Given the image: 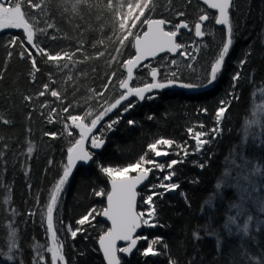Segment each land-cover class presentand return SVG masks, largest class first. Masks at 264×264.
<instances>
[{"label":"trees","instance_id":"obj_1","mask_svg":"<svg viewBox=\"0 0 264 264\" xmlns=\"http://www.w3.org/2000/svg\"><path fill=\"white\" fill-rule=\"evenodd\" d=\"M15 2L9 0V5ZM21 2L25 5L26 18L35 33L34 42L52 55L74 53L75 64L61 61L58 67L56 62H49L46 56L37 55L36 49L27 43L22 29L0 30V257L12 254L15 264H34L35 246H40V252L45 256L44 264H51V254L47 252L51 240L47 233L45 206L61 174V162H66L67 148L79 137L78 131L71 126V137L65 131L64 125H70L67 116L83 115L89 110L97 114L106 106V101L110 103L118 98L122 91L118 88L119 80L126 77L125 68L121 65L134 54L133 40L144 29V18L150 16L170 20L172 24L169 29L173 30L181 19L193 29L199 15L207 12L211 17L202 26L205 37H195L192 30L191 33L183 32L178 40L184 45L182 51L195 55L196 61H189L180 55L174 58L162 56L146 63L150 65L149 68L142 65L135 71L134 80L131 81L133 87L151 82V67L158 69V79L170 72H178L183 82H197L198 75L210 71V63L218 54L226 33L224 36L225 31L215 26V15L197 0H153L152 8L146 10L145 17L133 29V36L121 46L119 39L123 34L118 31L112 11L106 7L107 0H81L80 3L76 0H32L33 3H41V9H32L26 0ZM233 3L230 18L234 24V42L217 82L207 89L167 88L155 93L156 99L136 104L122 116L115 131L105 137L106 146L94 156L93 163L74 169L59 206L54 210V224L57 237L63 243L65 264H104L97 240L108 229L99 219L108 192V177L100 171V166L126 167L145 154L147 159L164 164L183 157V152L175 146L168 156L155 157L148 152L147 145L161 137L173 139L178 144L187 142L189 152H193L195 141L189 137L187 128L201 122L205 127H195L196 131H207L214 127L215 110L221 99H231L222 125V137L217 138L211 146H206L204 154L188 155L186 161L174 166L173 170L165 168L163 172L153 170L150 173V181L139 192L138 212L145 213L144 217L148 218L149 207L144 203V192L151 185H159L169 171H175L171 181L163 182L178 183L179 188L166 192L163 198L154 197L157 216L153 222L164 226L143 225L139 237L147 239H140L138 250L130 258L122 259V264H169L170 258L177 264H190V261L191 264H252L249 255L264 256V226L257 233L253 224L249 240L244 239L242 234L236 235L235 231L229 236L223 229L226 216L235 215V210L229 213L228 206L240 204L243 190L247 187L237 186L236 176L241 169L235 168L232 161L242 165L240 157H247L253 166L257 161L264 164V118L261 117L263 113L254 112L258 102L264 103V0H233ZM180 11L185 15L177 17L176 13ZM49 23L53 24V28L47 27ZM12 37L17 38L14 46H10ZM24 48L31 51L37 61L39 71L34 73V79L31 58L27 54L24 58L19 55ZM117 48L122 51L118 53ZM9 52H12L10 57ZM101 52L103 56L99 55ZM113 56L116 60L112 59ZM172 59L177 61L176 65L171 64ZM241 59L247 61L242 69L238 64ZM63 63H69V68L63 69ZM189 63L193 65L192 69L187 67ZM237 71L241 72L242 78L236 87L239 98L234 99L227 93L231 90V77ZM113 72L117 75L105 91L104 85L109 83L107 77ZM45 83L61 92L63 104L51 97L50 92L43 97L38 95ZM100 92L105 93L103 98L97 97L96 94ZM26 95L32 99L25 101ZM45 103L48 107L42 108L41 105ZM70 104L74 107L68 113H62V109ZM126 106L127 102H124L102 124L120 117L122 107ZM52 108H56L57 112L52 114L54 122L49 123L48 113ZM201 108H207L208 112H201ZM253 114H256V119L252 118ZM149 115L154 118L148 119ZM4 120L10 123L5 124ZM128 120L136 123L130 126ZM246 124L250 125L247 129ZM46 132H55L57 136H45ZM29 147L33 148L31 156L27 152ZM208 153H214L211 159ZM50 159L53 161L51 166ZM194 161H207V166L201 169L198 164L194 165ZM225 171L231 172V179L220 190L219 197L202 213L205 200L215 193V185L225 180ZM197 178L199 182L193 183ZM101 190L104 195H94L95 191ZM155 191L164 190L156 188ZM251 196L253 201L264 196V188L257 185ZM244 206L249 208L251 214L264 219L254 202H245ZM92 209L96 210L93 212L95 219L83 226L77 225L76 221ZM29 212L35 214L29 216ZM69 226L73 230L83 227L84 231L72 238L68 232ZM206 226L219 234V250L217 238L203 231ZM198 227L203 238L194 241L193 232ZM13 231L16 232L18 250L9 253L12 243L10 234ZM156 237L163 238V243L155 246L161 254L143 256L141 253L148 242ZM0 264L12 262L0 259Z\"/></svg>","mask_w":264,"mask_h":264},{"label":"snow or ice","instance_id":"obj_2","mask_svg":"<svg viewBox=\"0 0 264 264\" xmlns=\"http://www.w3.org/2000/svg\"><path fill=\"white\" fill-rule=\"evenodd\" d=\"M27 4L31 6L32 9H41V3H33L32 0H26ZM77 3H80L81 0H76ZM204 5H207L209 9L215 10L214 22L215 25L224 26L226 29V38L222 40V45L219 47L218 54L210 63V71L204 72V74L197 76V82L185 83L180 78L178 72H170L166 77L158 79V69L156 67H151L150 77L151 82H144L141 86L133 87L130 85V82L134 80V70L141 66L142 62L147 58H155L160 53H177L179 49H183L184 45L176 42V38L179 36L181 29H186L191 31L190 25L187 21L181 19L179 23L174 25V30H166V25H171L172 22L167 19H153L150 16L145 17L146 10L152 8L153 0H135L133 3L132 0H107L106 7L111 10L115 23L118 24L119 33L123 34L122 38L119 39V44L121 46L129 40V37L133 36V29L138 27V22H141L143 25H147V30L143 32V35L136 34L133 42V47L136 50V54L129 59H125L121 67L126 69L127 78L120 79L118 88L122 90L118 95V98L114 99V102H105L106 106L103 107L97 114H94L92 110L86 111L83 115H68L67 120L69 124L64 125V129L67 134L71 137L73 135L72 131L69 130L70 126L74 129L79 130V137L74 139V143L67 148V157L66 162H61V174L59 178L55 181L51 191L49 200L46 204V211L44 216L46 218L47 224V233L51 240L50 246L47 247V252L51 254V264H65V255L63 253V243L57 237V230L54 224V210L58 208L60 199L64 192L65 186L70 180V177L77 167L78 162H83L87 164L94 159V153L89 151L85 147V141H90L91 149L100 150L106 144V136L115 131L116 126L118 125L120 119L125 113H128L133 109L136 104L143 102L145 100L156 99L157 96L155 93L171 88V87H181L189 90L197 89H207L212 87L220 75L222 74L223 67L225 65L226 57L230 52V48L234 42V24L230 18V9L234 7L233 0H202ZM9 0H0V30L2 29H23L26 34L27 43L32 46L33 49H36L37 55L46 56L49 62H56L57 66L60 67L61 61L72 62L73 65V56L69 52L57 53L55 55L49 54V52L40 47L34 42V31L32 25L29 23L26 18V13L24 11V4L21 0H16L14 5H9ZM126 7V11H125ZM177 17H182L185 15L183 11L176 13ZM211 19L210 15L205 12L204 14L199 15L198 20L195 22V37L203 38L206 33L202 30V26L205 22ZM129 24L131 27H129ZM49 29L53 28V24L49 23L47 25ZM43 31V30H41ZM55 37H53L54 39ZM103 41H101L102 43ZM17 43V38L12 37L10 41V46H14ZM23 42H21L22 44ZM80 51V48L77 49V52ZM116 51L119 53L122 51L121 48H117ZM25 54L31 58V65L33 69V79L35 78L34 73L39 71L37 67V61L32 52L27 48H24L20 52V57L24 58ZM9 57L12 55V52L8 53ZM100 56H103L104 53H99ZM179 55L184 57L189 61H196L197 57L188 53L186 51H179ZM87 59V57H85ZM113 60H116V57H112ZM247 63L246 59L239 60V67L242 69L243 66ZM172 65H176L177 61L175 59L171 60ZM144 68H149L150 65L144 64ZM189 69L193 68V65L189 63L187 65ZM63 69L69 68V63H63ZM195 71V70H194ZM117 75L116 72H113L110 76L107 77L108 84L104 85L105 91L108 90L109 85L112 84L113 78ZM242 75L240 71H237L232 75L231 80V90L227 95L231 98L238 99V94L236 92V87L239 81L241 80ZM0 79H2V74H0ZM71 79V77H69ZM55 83V81H52ZM51 97L56 98L61 104L64 103L61 98V92L57 91L55 88H50L48 83L43 85V90L38 93L39 96L43 97L46 93H49ZM98 98H103L105 95L104 92L96 94ZM135 97V100H130V98ZM90 99L92 97H89ZM31 96H24L25 101H30ZM124 102H127L126 107H122L121 116L116 119L110 120L107 124H102L104 119L109 116L110 113H113L114 110H117L118 107L122 106ZM231 106V99H221L219 101V106L215 110V126L209 128L207 131H196L195 127L203 129L205 126L201 122L197 126L188 127L187 133L189 137L195 141V147L193 152H189L187 142L184 144H178L173 139L159 138L155 142L149 143L147 145L148 152L154 154L155 157L168 156L170 155V149L175 146L178 150L183 152V157L180 159H172L167 164L157 162L155 159H147L146 155H141L139 160L136 163H130L126 167H105L100 166V171L103 174H106L111 183V191L107 192V207L102 211V215L107 217L111 221V227L107 229L99 237L100 248L103 251L104 259L107 261V264H121L120 257L117 253H126L131 254L133 249L136 247L137 241L140 239H147L146 237H133V233L136 232L138 228L142 225L149 227H157L164 225H158L154 223L153 220L157 216V206L154 201V197L163 198L166 192L174 191L179 188L178 183H164L163 181H171L173 176L176 174L175 171H169L164 177L163 181L159 185H151L150 190L151 194L147 195L144 203L149 205L147 209V219L144 218L145 213H138L135 210L136 207V197L138 195L137 186L141 185L150 175L153 170H160L163 172L165 168L173 170L174 166L179 163H184L186 158L190 154H204L206 146H211L217 138L222 137L223 121L227 116L228 109ZM42 108L48 107V104L45 103L41 105ZM74 105H69L62 109V113H68L70 108ZM201 112L207 113V108H201ZM57 109L52 108L51 112L48 113V122L53 123L54 117L53 113H56ZM31 113H29V118ZM152 115H149L148 119H153ZM90 119V123L86 122ZM5 124L10 123L8 120L3 121ZM136 122L133 120H128V125L132 126ZM99 126V128H98ZM250 125L246 124L245 128L247 129ZM94 129H97L99 134L93 132ZM230 131V130H229ZM45 136L56 137L57 133L55 132H46ZM247 136V131L245 133ZM29 156L33 154V148L29 147L27 149ZM179 155V152L176 153ZM214 153H208L209 159H211ZM243 160V164H237L235 160L232 161V164L235 168L241 169L240 173L236 176L238 181L237 186L247 185L243 190L244 195L241 198L240 204H230L228 206V211L231 213L232 210H235V215L228 214L223 223V229L228 233L229 236L233 235L234 231L236 235H243V238L246 240L251 239V234L253 232V224H255V232L259 233L261 231V226H264V219H260L259 216L251 214L249 208L245 207V202L255 203L259 209V213L264 215V196L256 198L255 201L252 200L251 192L257 186L260 185L264 188V164H261L259 161L253 166L251 161L247 157H240ZM194 165H197L203 169L207 166V161L204 163H199L198 161L193 162ZM225 163H228L226 159ZM53 164V161L49 160V166ZM150 167H148V166ZM130 172H137L135 176H130ZM231 172L225 171L224 177L225 180L218 182L215 185V193L209 199L205 200L204 206H202V213L205 207L211 206L213 201H215L219 195L220 190L227 186V182L231 179ZM193 183H198V178ZM31 187V185H29ZM156 188H162L163 192L155 191ZM104 191H95V196L104 195ZM183 195V193H182ZM186 202L187 198L185 197ZM95 209H92L87 215L82 216L76 221L77 225L83 226L86 223H90L91 220L95 219L93 212ZM15 212V209H13ZM35 213L29 212L28 215L32 216ZM84 231L83 227H77L73 230L71 226L68 227V232L72 238H76L79 232ZM203 231L210 237L217 238V248L219 250L221 241L219 239V234L215 231H211L209 226H206ZM201 229L198 227L193 232L194 241H199L203 237L200 235ZM12 243L9 246V253H12L13 250L17 249L16 244V232L13 231L11 234ZM127 241L128 244L126 247L117 248V241ZM163 238L156 237L153 240L148 242V246L141 253L143 256H155L160 255L155 248L156 245L162 244ZM164 247L167 248V245L164 244ZM36 256L34 257V264H44L45 256L40 252V246H35ZM83 255V254H82ZM249 260L252 261V264H264V256L256 257L249 255ZM0 259H6L8 262L15 264L14 255L9 254L6 257H0ZM194 259V258H193ZM169 264H177L174 259L169 260ZM191 264V261H190Z\"/></svg>","mask_w":264,"mask_h":264},{"label":"water","instance_id":"obj_3","mask_svg":"<svg viewBox=\"0 0 264 264\" xmlns=\"http://www.w3.org/2000/svg\"><path fill=\"white\" fill-rule=\"evenodd\" d=\"M197 1H199V2H201L202 3V0H197ZM203 4V3H202ZM207 6V5H206ZM208 8V7H207ZM209 9V8H208ZM210 11H212V12H214L215 13V10H212V9H209ZM216 14V13H215ZM153 19H163V18H153ZM180 22V21H179ZM178 22V23H179ZM217 27H221V26H218V25H216ZM166 27V30H168L169 29V27H170V25H166L165 26ZM147 30V25H145V27H144V29H143V31L139 34V35H143V32L144 31H146ZM182 32H187V33H190L191 31H189V30H186V29H181V31H180V34H179V36L176 38V42L177 43H179L178 42V39L180 38V36H181V33ZM133 42H134V40H133ZM133 49H134V54H133V56L136 54V50H135V48L133 47ZM179 51H182V49H179L178 51H177V53H175V54H173V53H160V54H158V56L157 57H155V58H147L145 61H143L142 62V64H141V66L142 65H144L145 63H147V62H150V61H153V60H155V59H158V58H160L161 56H165V55H168V56H170V57H176V56H178L179 55ZM140 67V66H139ZM137 69H135L134 70V72L136 71ZM125 72H126V69H125ZM125 78H127V72H126V77ZM130 85H131V83H130ZM136 98L135 97H132V98H130V100H135ZM98 128H99V126H98ZM77 131H78V134H79V130L78 129H76ZM97 129H94L93 130V132L95 133V134H97ZM105 146H106V144H105ZM104 146V147H105ZM85 147L89 150V151H92L93 153H94V156L96 155V154H98L99 152H101L103 149H104V147L102 148V149H100V150H94V149H91V146H90V141L89 140H86L85 141ZM66 157H67V155H66ZM93 161H94V159H93ZM93 161H91V162H89V163H87V164H84L83 162H78V165H77V167L78 166H81V165H83V166H89V165H91L92 163H93ZM76 167V168H77ZM138 173L137 172H134L132 175H130V176H135V175H137ZM150 179H151V175H149V177L141 184V185H138L137 186V192H138V195H137V197H136V207H135V210L138 212V202H139V192L141 191V189L143 188V187H145L146 186V184L150 181ZM107 185H108V192L109 191H111V183H110V180L109 179H107ZM104 200H105V205H104V208L105 207H107V195H105V198H104ZM103 208V209H104ZM103 209L99 212V219L103 222V223H105L107 226H108V228H110L111 227V221L110 220H108L107 219V217H105V216H103L101 213H102V211H103ZM139 213V212H138ZM142 229H143V225L140 227V228H138L137 230H136V232L135 233H133V237H139V235L141 234V232H142ZM102 235V234H101ZM100 235V236H101ZM99 236V237H100ZM127 244H128V242L127 241H117L116 242V245H117V248H120V247H126L127 246ZM138 246H139V240L137 241V244H136V247L133 249V251H132V253L131 254H126V253H117V255H118V257H120V260H121V264H122V259H128V258H130L137 250H138ZM97 247H98V251H99V253H100V255H101V258H102V260H103V263L104 264H107V261L104 259V256H103V251L101 250V248H100V244H99V238H98V240H97Z\"/></svg>","mask_w":264,"mask_h":264},{"label":"rangeland","instance_id":"obj_4","mask_svg":"<svg viewBox=\"0 0 264 264\" xmlns=\"http://www.w3.org/2000/svg\"><path fill=\"white\" fill-rule=\"evenodd\" d=\"M132 2L134 3L135 2V0H132ZM7 6H9V5H7ZM195 25V24H194ZM216 26V25H215ZM217 27V26H216ZM222 29L225 31L223 34H224V36H225V33H226V29L224 28V26H222ZM23 30V29H22ZM193 34L195 35V29H194V26H193ZM202 30H203V28H202ZM143 31V30H142ZM141 31V32H142ZM140 32V33H141ZM255 108V110H254V112L256 113V112H261V113H263L262 115H261V117H263L264 118V112H262V111H264V103H262V101L261 102H258L257 104H256V106L254 107ZM255 117V118H254ZM252 118H254V119H256V114H253L252 115ZM88 123H90V121H88ZM134 172H130L129 173V175H132ZM145 193V195L147 196V195H150L151 194V190H150V188L149 189H147L146 190V192H144ZM145 219H147L146 217H144Z\"/></svg>","mask_w":264,"mask_h":264},{"label":"flooded vegetation","instance_id":"obj_5","mask_svg":"<svg viewBox=\"0 0 264 264\" xmlns=\"http://www.w3.org/2000/svg\"><path fill=\"white\" fill-rule=\"evenodd\" d=\"M199 2V1H198ZM199 3H201V2H199ZM202 4V3H201ZM204 5V4H203ZM204 6H206V5H204ZM206 8H207V6H206ZM208 9V8H207ZM209 10V9H208ZM210 11V10H209ZM211 13H213L212 11H210ZM141 86V85H140Z\"/></svg>","mask_w":264,"mask_h":264}]
</instances>
